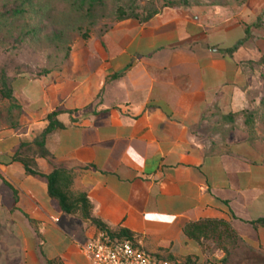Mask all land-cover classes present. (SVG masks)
I'll use <instances>...</instances> for the list:
<instances>
[{
  "label": "crops",
  "instance_id": "1",
  "mask_svg": "<svg viewBox=\"0 0 264 264\" xmlns=\"http://www.w3.org/2000/svg\"><path fill=\"white\" fill-rule=\"evenodd\" d=\"M243 37L241 25L208 30L167 9L117 22L60 67L1 70L0 264H89L81 246L100 231L82 210L64 212L22 161L42 175L68 172L70 197L84 195L92 218L157 258L219 263L227 244L185 232L205 220L225 222L241 252L264 256V227L253 224L264 217V164L208 135L217 114L244 107L222 53Z\"/></svg>",
  "mask_w": 264,
  "mask_h": 264
},
{
  "label": "rangeland",
  "instance_id": "2",
  "mask_svg": "<svg viewBox=\"0 0 264 264\" xmlns=\"http://www.w3.org/2000/svg\"><path fill=\"white\" fill-rule=\"evenodd\" d=\"M118 7L142 15L154 9L197 15L206 21L208 30L255 24L251 28L254 39L246 43L248 55L264 53V0H101L91 9L74 0H0V69L39 74L62 66L101 42L103 33L117 23ZM260 72L263 66L256 71L252 87L257 97L264 88ZM261 115L255 123L254 145L255 160L264 164ZM227 245L225 264H264L261 254L241 252L237 242Z\"/></svg>",
  "mask_w": 264,
  "mask_h": 264
},
{
  "label": "trees",
  "instance_id": "3",
  "mask_svg": "<svg viewBox=\"0 0 264 264\" xmlns=\"http://www.w3.org/2000/svg\"><path fill=\"white\" fill-rule=\"evenodd\" d=\"M75 3L87 4L88 8H94L97 4L101 3V0H74ZM185 1V0H184ZM169 7V5H167ZM159 13V10H149L143 15L138 14L137 11L131 9L127 12L123 7L117 8L116 22L131 19L140 23L149 21L152 17ZM261 15H264V9L261 11ZM261 18V16H259ZM244 37L237 40L232 46L223 50V57L227 59L228 66L235 69L240 76L239 87L244 94V107L238 111L233 112L227 110L217 114V119L214 123H211V128L208 129V135L212 137L217 134L221 136V145L217 146L223 152H230L231 147L238 145L240 147L239 153H245L247 150L256 155L254 140L256 138L255 123L256 119L261 114H264V88L261 90L259 97L255 95V91L252 87L255 83L256 71L260 66L264 67V53L261 55H253L248 58L241 59L243 55V44L248 40H253L254 36L252 29L255 24L242 23L240 24ZM0 69V74H1ZM259 75L264 79V72H260ZM258 98V102H255ZM56 113H51L47 116L48 126L43 130L41 137H45L53 128V118ZM214 117V114H211ZM262 116V115H261ZM215 126V127H214ZM230 141L233 143L230 144ZM211 150L215 147L211 145ZM18 159V157H15ZM25 166L26 172L32 175H41L45 177L48 184V193L50 197L56 199L60 208L66 213H74L77 210H82L83 215L88 218L100 231L106 232L110 237L118 239H127L132 241V237L129 232L123 228L112 232L106 228V226L99 220L90 216V203L87 198L80 194L76 197H70L66 189L69 187L71 181V175L64 170H54L48 175H42L38 171L32 169L29 164L22 161ZM253 224L264 227V217L258 218L253 221ZM185 232L190 238L200 241L203 238V244L205 241L212 239L214 244L218 247H222L226 250L225 244H232L238 241V238L234 231L228 224L223 221H210L205 220L198 223L190 224L186 227ZM133 242V241H132ZM210 245L208 244L207 247ZM226 253V252H225ZM174 260L173 258H171ZM226 255L221 258L219 263L213 262L211 264H225Z\"/></svg>",
  "mask_w": 264,
  "mask_h": 264
},
{
  "label": "built area",
  "instance_id": "4",
  "mask_svg": "<svg viewBox=\"0 0 264 264\" xmlns=\"http://www.w3.org/2000/svg\"><path fill=\"white\" fill-rule=\"evenodd\" d=\"M81 250L89 264H185L152 256L132 241L110 237L104 231L85 242Z\"/></svg>",
  "mask_w": 264,
  "mask_h": 264
}]
</instances>
